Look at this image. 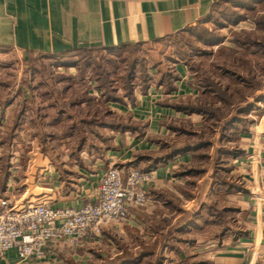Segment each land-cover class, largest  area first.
<instances>
[{"label":"crops","instance_id":"crops-1","mask_svg":"<svg viewBox=\"0 0 264 264\" xmlns=\"http://www.w3.org/2000/svg\"><path fill=\"white\" fill-rule=\"evenodd\" d=\"M258 2L251 0L254 4L251 8ZM218 5H225L224 0H0V55L16 54L27 63L36 56L61 57L92 47L118 50L155 44L197 24L207 23ZM240 7H244L242 3ZM244 25L249 27L245 28ZM238 27L250 31L255 29L253 22L248 23L243 18L239 19ZM175 67L179 77L172 83L173 91L166 94V87L155 81L138 97V100H144L139 106L118 104V114H129L133 120L136 117L141 121L150 118L148 128L152 134H160V138L173 136L164 125L166 121L189 119L194 126L199 125V115L187 116L170 106L178 98L198 95L195 87L191 88L189 82H183L182 76L188 74L186 66L177 63ZM24 96L12 95L5 104L0 100L3 130L10 124L14 136L19 139L35 125L36 117L33 111H30V115L18 110L20 101L27 100ZM23 117L28 122L26 127L21 126ZM109 132L115 134L113 130ZM251 132L254 133H244L251 137L240 138L241 146L238 147L243 151L242 156H221L234 172L238 169L239 173L236 174H243L242 179L247 183L244 192L227 190L220 181L222 175L216 178L213 173L218 151L224 145L217 135L214 142L202 150L207 159L199 158L198 152H188L156 164L155 179L148 187L154 202L143 209H130L131 219L128 223L113 225L102 231L96 244L110 249L107 253L96 255V244L86 242L81 246L69 247V254L61 250L58 256L48 260L26 263L19 261L15 250H9L0 258V264H182L184 261L188 264H264V112ZM40 133L44 131L37 130V134ZM129 133L125 132L124 135ZM134 134L132 138L127 137L121 158L120 155L118 159L112 156L116 154L117 147L106 150L109 163L114 164L117 162L115 160H119L124 162L122 170H143L151 160L134 164L135 155L159 158L166 154L144 137L138 138ZM11 150L16 149L11 147ZM103 158L106 163L107 159ZM249 158L252 159L250 163H245ZM15 161H19V157ZM32 163L33 166L37 164ZM243 166L247 169L243 170ZM52 167L50 165L48 169ZM185 168H200L204 172L183 178L179 172ZM79 169L81 173L84 171L83 174L93 177H99L104 172L100 173L98 169L90 171L89 165ZM46 174L54 178L52 186L55 187L52 190L44 186L43 195L31 200L45 199L54 209H80L92 201L96 184L92 188L87 185L91 190L85 189L83 196H80L76 188L62 187L56 179L58 171H48ZM202 180H206L208 187L204 193L205 201L197 209L187 206L185 209L180 206L176 208L173 199L181 198L186 204L192 203L195 197V193L185 194L180 188L195 185L196 181L199 184ZM8 181L7 178L2 188L7 193L5 198L13 195L11 181ZM26 187V190L31 188ZM3 191L0 198H4ZM103 236L106 242H103ZM165 245L169 248L163 250Z\"/></svg>","mask_w":264,"mask_h":264},{"label":"rangeland","instance_id":"rangeland-1","mask_svg":"<svg viewBox=\"0 0 264 264\" xmlns=\"http://www.w3.org/2000/svg\"><path fill=\"white\" fill-rule=\"evenodd\" d=\"M238 1L245 3L251 0ZM224 3L227 7H231L228 2ZM245 4L244 7H239L236 11L239 16L246 18L248 23H254L255 29L253 31L240 29L238 27L239 20L230 22L228 18L224 19L214 13V15L216 14L215 19L217 22L212 19L205 24H197L188 28L176 38L163 39L150 45L128 47L122 51L98 50L91 52L81 50L61 57L37 56L27 63L17 57L16 54L0 55V100L4 103L12 95H26L24 96L27 99L26 102L20 101V106L23 108L20 107L18 110L31 115L32 107L33 109H38V115L34 118L35 125L30 127L28 133H23L21 139H16L14 132L10 129V124L3 130L4 133L0 138V147H3L4 139L11 135L13 137L11 145L16 149L11 150L10 148L8 151L10 167L7 178L9 179L8 183L11 181L10 187L14 197L26 202L33 197L37 196L36 198H38L43 195L44 186L53 190V187H55L52 186L54 178L52 179L46 174L48 171L52 173L58 171L59 176L56 179L60 181L62 187L68 189L76 188L77 194L80 196H83L85 189L91 190L88 186L92 188L96 184L93 188V190H96L99 182L98 176L93 177L89 174H83L84 171L81 173L79 169L81 167L76 157L74 155L72 158L70 157V152L75 151L79 145L82 147L79 152L80 159L83 161L84 167L89 165L90 171L98 169L101 173L105 171L107 166L112 164L109 163L110 159L106 155V151L100 153L94 149V145L102 148L106 147V143L102 140L103 138L112 137L109 140V146L117 147L118 149L116 154L112 155L114 158L116 156L118 159L119 155L120 158L123 156L124 143H126L127 137H131L133 134L131 132L125 135L112 134L106 128L101 127L100 124L105 108L99 102L103 95L96 89V84L100 83L99 81L102 80L104 75L109 78L111 85L109 88L114 90V95L116 97H125L123 87L125 77L129 70L133 69L134 77L131 83L133 97L135 98L134 105L129 104L127 99L125 100V106L131 105L134 107L139 106V103L144 101L143 99L138 100V97L143 91H147L144 90L147 86L149 87L150 84L162 79H170L172 81L173 75L179 77L175 67V64L179 61L180 64L186 66V72L188 73L182 76L183 82H189V85L192 86L191 88H199V81L202 84L207 79V81H212L214 84H219L220 88L218 87L217 89L220 92L227 90L224 92L225 96H231L235 105L233 104L230 110L224 108V112L227 113L229 110V114L234 115L238 109L252 105L253 109H247L244 116L248 119L247 132L254 133L251 130L255 129V126L259 124L261 115L264 112V55L257 54L252 56L251 54H244L242 56L240 55L241 51L236 55L228 53L234 49V43L231 40L233 34L243 36V34L253 32V35L264 43V31L257 25V21L261 20L262 15L264 16V0H259L258 4H255L253 8L248 7V3ZM252 5L254 4L252 3ZM244 27L248 28L249 26L244 25ZM212 35L225 39L220 44H209L207 37ZM131 65L134 67L132 68ZM218 66L224 67L232 73L240 74L243 81L245 80L246 82H239L237 79H232L226 75L223 76L217 71ZM82 69H85L84 73H82ZM166 74L169 75L168 78H164ZM251 77L253 78V83L256 82L257 85L261 86L254 91L250 88L252 85ZM248 82L251 85L247 84ZM226 86L228 87L225 88ZM212 90L214 91L215 89ZM92 96L94 100L90 103L79 104V102ZM108 108L114 113L116 121L125 120V118L122 120L120 119L121 117L119 118L122 114L117 112L119 109L118 103L109 104ZM43 112L46 113L45 118L43 117ZM60 112V119L55 118ZM22 120L21 126L26 127L28 125L27 119L26 122L24 117ZM149 120L150 118H147V120L143 118L142 121L138 117L134 120L131 118V121L135 122V125L144 134L143 139L146 141L149 136L160 137V134H152L153 132L148 128ZM38 123L41 124L38 126ZM37 130H43L44 133L37 134ZM64 130L72 131V134L67 133V135H70L67 139L63 138L64 133L62 132ZM204 131L205 136L214 141V138L211 137V131L208 128ZM259 131L260 129H258V133ZM96 132L100 136H97ZM134 135L136 136L137 133ZM240 135H237V137ZM241 136L236 140L233 138L229 139L230 145L241 146L239 144L240 138L251 137L250 135L246 136L244 133ZM3 153L4 150L1 149L0 157H2ZM20 156L23 158L20 159ZM17 157H19V161L16 162L15 159ZM103 157L107 159L106 163H104ZM95 159L98 160L96 161ZM251 160L249 158L245 163H250L249 161ZM115 161L117 162L114 163V166L122 168L124 162ZM32 162L37 164L33 166ZM1 163L2 161L0 160V165ZM50 165L53 167L48 169ZM227 167L230 171L225 174L226 181L236 187L245 189L247 183L242 179L243 174H236L239 173L238 169L234 172L230 168L231 166L227 165ZM242 169L246 170L247 167L243 166ZM244 176L246 175L244 174ZM100 177L99 175L98 178L100 179ZM196 182H194L195 185H185L180 188V191L185 194L195 193L193 194L195 196L192 199L193 202L185 204L181 198L179 200L173 199L176 208L180 206V208L185 209L187 206L190 209L192 207L197 209L205 201L203 199L204 193L208 190L206 180H202L199 184ZM26 186H31V188L26 190ZM3 194L5 198L7 193L4 192ZM185 197L186 195H184V199ZM82 199L85 198L82 197ZM97 242L94 243L96 244ZM119 242L121 243V241ZM94 247L96 254L107 253L110 250L102 244H96ZM68 249L70 248H64L63 250L68 251L65 253L69 254L71 251ZM178 264H181V262ZM182 264L188 263L184 261Z\"/></svg>","mask_w":264,"mask_h":264},{"label":"trees","instance_id":"trees-1","mask_svg":"<svg viewBox=\"0 0 264 264\" xmlns=\"http://www.w3.org/2000/svg\"><path fill=\"white\" fill-rule=\"evenodd\" d=\"M224 2H228L231 7H227V5H218L214 7L212 13L210 14V20H214L215 22L216 19V14L220 15L222 18L228 20L234 21V20H239L242 19L243 16H239V13H237V8L240 7V1L238 0H224ZM248 3L247 6L251 7L252 3L251 1L245 2ZM244 2L242 3L243 6L246 5ZM246 6V7H247ZM218 7V8H217ZM214 13H216L214 15ZM261 20L257 21L258 27L264 31V16H261ZM246 19V18H243ZM225 24V23H224ZM181 33L172 35L168 38H176L178 35ZM254 33H246L243 34V36L233 34L232 37V42L234 43V49L232 51H229L230 55H236L240 51V55L244 54H251L252 56H256L257 54L259 55H264V43L260 41L257 37L253 35ZM208 38L209 44H215V43H222L223 37L219 38L216 37L215 35H212ZM129 47H135V46H129ZM125 49V48H123ZM123 49H119L118 51H122ZM98 50H101L99 47H92L88 49H82V51H91V52H96ZM117 51L114 49H103V51ZM243 50V53H242ZM81 51V50H80ZM37 57V56H36ZM35 58V57H34ZM31 58V59H34ZM30 59V60H31ZM177 63H180L179 61ZM132 68L134 67L131 65ZM217 71H219L223 76H228L231 77L232 79H237L239 82H246L245 80L243 81V78L240 74L238 73H232L228 71V69L218 66ZM82 73L85 72V69H82ZM264 72V71H263ZM133 69H130L128 74L125 77V84L123 85L124 87V96L125 97H116L114 95V90L110 89V81L107 75H104L101 81H99V84H96V89L101 92V95H103L100 104L101 106H104L105 112L102 114L101 120L102 121L101 127L106 128L108 131L113 130L114 133H119L121 135H124L125 132H131L137 133L136 137L138 138H143L144 134L140 131V128L135 125L131 121V117L129 116H119V118L122 120L125 118V120L122 121H116L115 120V115L111 110L108 108V105L110 103H118L121 105H125V100L128 99L129 104H133L135 98L133 97L132 93V79H133ZM169 75H165L164 78H168ZM99 80V79H98ZM170 79H162L159 80L158 83L161 85H164L166 87V94L174 90V87L172 83L175 80H178V77L173 75L172 81H169ZM252 80V85L250 82L247 84H250L251 90H256L257 88H260V85H257L256 82L253 83V78L251 77ZM205 83L201 84V81H199V88H196L198 91V95L191 98V97H186V98H178L176 101L172 102L170 106H172L173 109H175L178 112H181L187 116H190L192 114H196L200 116V123L199 125H193L189 119L188 120H170L164 122V125L168 128V130L171 131L173 134L172 137H163V138H155L152 136H149L147 139L157 146L159 148V151L166 152L165 155H161L159 158H152V157H147V156H142V155H135L134 156V164H137L141 160H151V163L145 166V168L142 171H152L155 170L154 168L156 167L157 163H162L164 160H167L169 158H172L174 156H178L181 154L185 153H190V152H198L199 155H197L199 158H208L207 155L202 154V150L205 148H208L212 142H214L212 139L207 138L204 134V130L208 128L212 135V138H215V136H219V141L221 144H224L221 146L220 150L218 151V159L215 161L214 166H213V173L215 174L216 178L220 177L222 175V180L220 179L221 183L226 187L227 190H236V191H241L244 192L245 190L241 187H236L235 185H232V183H229L225 180L224 174L229 172V168L227 167L228 164H225V162L221 159V156H227V158H237L239 156L243 155V151L239 149V147H235L230 145V140L233 138L234 140L238 139L237 135L243 134L247 132V124H248V119L244 116L245 112L247 109L252 110V105L251 106H246L243 107V109H238L237 112L234 115L229 114V110L234 104V101L231 96H225L227 90L219 91L217 89L218 87L220 88V85L217 83L214 84L212 81H207L205 79ZM145 83V82H144ZM219 83V82H218ZM246 84V85H247ZM145 86V85H144ZM226 86L225 88H227ZM148 86L144 89L146 90ZM212 89H215L214 91ZM216 92V93H215ZM144 93V91H143ZM93 96L86 98L84 101L79 102L81 103H90L94 99ZM125 98V99H124ZM217 100V101H216ZM235 105V104H234ZM25 106V105H24ZM22 107V106H21ZM23 108V107H22ZM224 108L229 109L226 112L223 111ZM35 115L38 114V109H32ZM44 113V112H43ZM43 115V114H42ZM61 112L56 115L55 118L60 119ZM46 113H44L43 117L45 118ZM123 117V118H122ZM227 120V121H226ZM220 122H222L220 125H218ZM239 126V129H238ZM218 129V130H216ZM233 130V131H232ZM238 130V132H237ZM240 130V131H239ZM217 131V132H216ZM62 133H64L63 138L67 139L70 135H67V133H71L72 131H67L64 130ZM238 133V134H237ZM97 136H100L99 133L96 132ZM17 140H19L18 136ZM12 136L8 135L6 139H4L3 142V150L4 153L2 157H0V160L2 161L0 165V195L2 193V188L3 185L5 184V181L7 179V176L9 175V167L10 163L8 160V151L12 147L11 142H12ZM112 137H107L103 138L104 143L106 147H98L97 145H94V149L97 150V152L103 153V151H106L107 149H111L112 146L110 145V141ZM230 139V140H229ZM82 150V147L79 145L76 147L75 151L70 152V157L74 155L76 159L78 160V164L80 167H83V161L80 159L79 152ZM5 157V158H3ZM129 168L124 169L126 171ZM204 170L200 168H185L184 171H180L179 174L183 178L186 177H191V176H197L201 173H203ZM218 176V177H217ZM188 181V180H187ZM103 242H106L105 237L103 236ZM169 248L167 245L163 247V250ZM97 255V254H96Z\"/></svg>","mask_w":264,"mask_h":264},{"label":"built area","instance_id":"built-area-1","mask_svg":"<svg viewBox=\"0 0 264 264\" xmlns=\"http://www.w3.org/2000/svg\"><path fill=\"white\" fill-rule=\"evenodd\" d=\"M3 127L0 120V138ZM155 170L126 171L110 164L101 175L93 199L80 209H54L47 200L0 198V258L15 250L22 263L45 261L64 248L96 242L104 229L130 221V209L153 203L149 185Z\"/></svg>","mask_w":264,"mask_h":264}]
</instances>
